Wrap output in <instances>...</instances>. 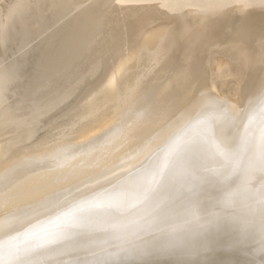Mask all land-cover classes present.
<instances>
[{"label": "water", "instance_id": "1", "mask_svg": "<svg viewBox=\"0 0 264 264\" xmlns=\"http://www.w3.org/2000/svg\"><path fill=\"white\" fill-rule=\"evenodd\" d=\"M0 264H264V0H0Z\"/></svg>", "mask_w": 264, "mask_h": 264}]
</instances>
